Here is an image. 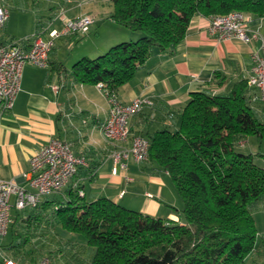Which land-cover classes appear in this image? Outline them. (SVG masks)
<instances>
[{"label":"crops","instance_id":"0c3cea01","mask_svg":"<svg viewBox=\"0 0 264 264\" xmlns=\"http://www.w3.org/2000/svg\"><path fill=\"white\" fill-rule=\"evenodd\" d=\"M2 2L8 7L9 16L0 32V42L19 40L24 48L29 47V37L34 32L46 27L47 37L49 29L61 27L64 17L89 14L93 22L86 33L56 37L46 66L25 64L12 108L0 114V180H14L27 186L24 174L29 169L31 154L52 137L70 142L75 154L87 158V165L78 167L61 190L42 195L35 207L16 209L15 196H10L11 220L6 234L0 235V264L6 258L20 264L41 257H49L53 264H84L82 260L88 257L91 261L92 249L73 240L75 236H70L54 213L58 202L66 201L79 190L86 201L106 197L151 216L182 221L180 196L169 174L155 161L136 162L128 158L126 169L114 166L110 154L118 145L109 143L102 133L107 99L96 83L79 81L71 70L79 58L97 56L111 44L136 39L140 33L110 17V0ZM39 2L43 17L34 19L33 8ZM12 9H17L21 17L12 16ZM208 24V16L192 15L177 45L166 50L154 47L132 77L118 88L117 96L122 102L137 96L152 100L151 105L129 117L130 134L174 129L191 92L225 93L249 76L251 52L258 48L260 39L217 40L208 34ZM248 28V34L256 30L264 40V16L250 15ZM248 87L250 105L264 121V101L257 98V88ZM124 144L128 145L129 140ZM252 216L256 239L245 259L264 264V197L254 205Z\"/></svg>","mask_w":264,"mask_h":264},{"label":"trees","instance_id":"16d2710c","mask_svg":"<svg viewBox=\"0 0 264 264\" xmlns=\"http://www.w3.org/2000/svg\"><path fill=\"white\" fill-rule=\"evenodd\" d=\"M110 17L136 39L110 45L72 64L79 81H102L117 92L154 47L166 50L184 37L195 13L239 10L264 16V0H110ZM246 80L225 93L193 91L174 129L144 135L148 159L165 170L182 201V221L151 216L106 197L86 201L78 191L54 206L56 219L93 249L92 264H256L252 206L264 197L260 151L237 149L248 136L264 140V121L250 105Z\"/></svg>","mask_w":264,"mask_h":264},{"label":"built area","instance_id":"2783aa9c","mask_svg":"<svg viewBox=\"0 0 264 264\" xmlns=\"http://www.w3.org/2000/svg\"><path fill=\"white\" fill-rule=\"evenodd\" d=\"M9 16L8 8L0 0V32ZM250 14L232 10L224 14L208 16L207 32L217 40L235 37L245 42L260 39L258 48L251 52V69L246 78L248 86L257 88V98L264 101V40L256 30L248 28ZM93 18L89 14L77 17H64L61 27L51 28L44 37L46 27L34 32L29 38L31 43L24 48L19 40L8 43L0 42V114L10 110L20 89L21 73L25 64L46 66L49 52L54 45L55 38L73 33H86ZM108 102L107 117L102 125L104 138L118 148H113L111 158L114 166L126 169L127 159L136 162L148 159V139L141 134H130L128 119L152 104L147 96H137L129 102L118 99L117 92L104 87L102 81L96 82ZM129 140V144L124 142ZM87 158L84 154H75L70 142L52 137L48 142L34 151L29 158V169L24 174L27 186L14 180H0V235H5L10 223L11 195L15 196L13 205L16 209L35 207L42 195L58 192L76 173L78 167L86 166ZM82 195V191H78ZM3 264H20L13 259L6 258ZM29 264H53L49 257H41Z\"/></svg>","mask_w":264,"mask_h":264},{"label":"rangeland","instance_id":"374dc122","mask_svg":"<svg viewBox=\"0 0 264 264\" xmlns=\"http://www.w3.org/2000/svg\"><path fill=\"white\" fill-rule=\"evenodd\" d=\"M38 7H35V8H33L34 9V12L35 13H33L34 14V19H39V18H42L43 17V11L41 10V8H42V4H41V2H39L38 4ZM8 8V7H7ZM9 10V9H8ZM12 10H14V9H12ZM14 13L12 14V16L14 15V16H17L18 15V10L17 9H15L14 11H13ZM28 16V15H27ZM27 16H25V18H27ZM18 17H21V16H19L18 15ZM23 18V17H22ZM77 43V42H76ZM114 44V43H113ZM112 45V44H111ZM94 57H96V56H94ZM91 58H93V57H91ZM243 145H241V146H239V145H237L236 147H237V149L238 150H240L241 152H244V153H248V152H253V153H255V152H257V151H260L262 154H264V140L263 141H260V143H258L257 141H256V139H255V137H253V136H248L246 139H244V141H243ZM253 160H254V162L255 163H257V164H259V165H261V166H263L264 167V158L262 157V156H259V155H254V157H253ZM179 199H180V197H179ZM180 202H181V199H180ZM252 209H253V206H252ZM66 233V232H65ZM69 234H70V236H75V239H73V240H75L77 243H80V244H83L84 246H87L86 244H85V241H84V238H83V236L81 235V234H77V233H74V232H68ZM91 248V247H90ZM92 249V248H91ZM79 251H81V249H78ZM88 250V249H87ZM89 251V250H88ZM92 251H93V249H92ZM82 262L84 263V264H92L91 263V261L89 260V257L88 258H86V261H85V258L82 260Z\"/></svg>","mask_w":264,"mask_h":264}]
</instances>
